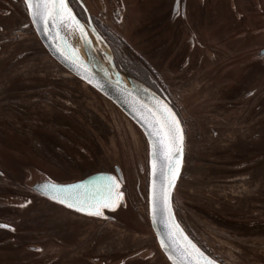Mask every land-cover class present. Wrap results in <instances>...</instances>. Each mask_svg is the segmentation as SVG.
Masks as SVG:
<instances>
[{
    "label": "flooded vegetation",
    "instance_id": "1",
    "mask_svg": "<svg viewBox=\"0 0 264 264\" xmlns=\"http://www.w3.org/2000/svg\"><path fill=\"white\" fill-rule=\"evenodd\" d=\"M67 2L76 18L92 25L108 45L117 71L165 99L178 115L185 142L183 167L175 190L186 175L194 176L188 167L197 160L198 167L206 168L204 171L225 175L229 198L225 207L219 202L226 215L225 230L215 226L225 223L221 217L211 218L200 204L195 205L199 200L209 203L207 196L201 194V189L206 188L203 181L197 180L194 194L182 190L181 208L176 206L173 193V209L184 232L219 264H264V122L260 124L259 115L257 135L253 130L241 131L238 137L243 140L237 143L232 132L226 131L229 138L223 142L225 136L216 132L219 127L211 128L214 140L207 144L212 143L210 147L216 152L206 160L224 165L213 166L194 157L189 163L184 115L163 87L159 72L154 70V66H159L169 71V52L177 47V84L184 85L186 69L188 76L192 75V61L186 57V50L188 46L191 53L198 50L196 17L201 16L200 9L206 0ZM125 2L133 5L132 12L124 10ZM146 3L159 6L153 12L148 8L145 13L136 7ZM137 18L146 23L132 30L131 36L138 41L136 37L150 33V59L108 25L113 22L118 26L115 22ZM168 34L175 39L170 45ZM163 37L165 41L161 40ZM140 42L135 46L139 47ZM41 48L26 5L21 0H0V264H170L149 230L146 148L142 173V161L133 145H121L120 135L128 134L108 115L100 95L49 54H42ZM161 52L162 58L158 55ZM200 61H196L194 68L199 67ZM260 91L258 102L263 105L264 92ZM254 96L250 99L254 100ZM132 127L138 131L133 124ZM94 175L115 177L118 191L123 193L114 208L100 210L102 215L70 208L37 191V182L69 183ZM196 176L199 178L200 174ZM190 200L194 210L188 206L192 204L188 203ZM141 225H145V230ZM213 227L226 232V243H219L217 235L224 233L214 231ZM251 243L260 252L248 250ZM147 248L158 251L139 252Z\"/></svg>",
    "mask_w": 264,
    "mask_h": 264
},
{
    "label": "rangeland",
    "instance_id": "2",
    "mask_svg": "<svg viewBox=\"0 0 264 264\" xmlns=\"http://www.w3.org/2000/svg\"><path fill=\"white\" fill-rule=\"evenodd\" d=\"M212 1L214 0H206L203 8L200 9L201 16L196 17L197 24L199 25V27L196 28V39L199 42V46H197L198 50L191 53L188 49L191 47L186 43L188 46L186 57L191 58L190 61H192V63L190 64L193 73L188 76L189 69H186L187 74L184 85H178L176 79L180 72L178 69L179 51L177 47L174 52H169V63H171V67L168 69L169 71L159 66H154V70L159 72L163 87L166 88V91L169 92L176 106L178 109L181 108L180 111L184 115L188 133L186 139L189 141L190 145L188 162L190 163L192 157H194L197 159L200 158V161H206L208 164L211 163L213 166H219L224 164L215 163L214 165V163H212L213 161L206 160L208 158H213L215 151L210 147L212 143L207 144L214 140L211 136V128L213 129L215 126L220 128V130L218 128L216 132L218 136H225L222 137L223 142L229 138V136L226 138V131L232 132L233 140L237 143L240 142V139L243 140V138L238 137L241 131L248 130V132L245 133H250L253 130V134L257 135L259 130V115L260 124L264 122V104L261 105V102H258L257 96L258 90H261V93L264 92V58L257 56L259 48L264 46V15L260 14L264 12V0ZM157 5L158 4L146 3L143 5L137 4L136 7H140L142 9L141 11L145 13L148 8H151V12H153V9H156ZM125 9L126 12L129 13L134 7L130 3L125 2L124 10ZM241 14L243 17H241ZM239 17L240 19H238ZM153 22L158 23V21ZM112 23L113 22H109L108 25L118 31L131 46L139 50L142 56H147L148 59H150V55L153 54L149 52L151 48L150 45H152L148 40V35H150V33H146L145 36L136 37L138 41H141L139 47L135 46L138 41H134L131 36V31L143 25L146 21L143 22L137 18L129 19L124 22H115L118 26L112 25ZM161 40L165 41L164 37L161 38ZM174 41L175 39L173 40L172 35L168 34V45L172 44ZM41 53H45L42 48ZM158 55L162 58L163 53L161 52ZM186 61L188 64L189 60L186 59ZM196 61H200V64L199 67L194 68V64H197ZM182 86L185 87L184 91ZM253 95H255L254 100L250 99ZM104 103L106 104L105 108L111 119L114 118V120L118 122V125L121 126V129H124V132L128 134L120 135L121 145L125 146L127 143L133 145L138 158L142 161V164L139 163V168L143 173V164L146 155V144L143 136L139 131H136L132 127V124L111 104L106 101H104ZM239 106H243V109H239ZM232 126L233 128L227 129V127ZM198 144L199 149L197 151L196 148ZM206 144L208 148H206ZM204 147L205 150L203 151L202 148ZM115 154L117 156V152ZM198 162L199 160L194 161V164L191 162L193 165L190 168L188 167V172L190 169V173L192 172L194 176H189V174L188 176L186 175V179L182 181L180 186L175 190L176 206H180L179 208L182 206V190L185 189L189 191L190 194H194L195 187L197 186L196 181L202 180V186L206 188L201 189V194L207 196L206 198L209 203L206 204L204 202L205 205H207L205 206L203 201L199 200L195 202V205L198 206V204H200L205 212L207 210L208 215L211 214V218H216L215 216H218L216 219L221 217V220L225 222V211L222 210L219 203L222 202L225 207L229 198L225 175L218 173L210 174L204 171L206 169L204 166L198 167ZM211 166H209V168L216 171V168H211ZM198 169L199 171H197ZM196 173L200 174L199 178H197ZM237 198H239V196H237ZM189 202H192V204ZM216 202L218 203L215 204ZM188 203V206L194 210L193 200L188 201ZM220 211H224V213L222 214ZM193 213L192 211L190 214L194 216ZM220 213L221 215H219ZM225 224L226 222L215 226L225 230ZM141 228L145 230V225H141ZM213 229L214 231H220L215 227H213ZM220 232L224 234L219 235L216 233L215 235L218 234L217 240L219 243H226L225 240H228L226 238V232L223 230ZM259 240L261 241V239ZM255 246L257 245L251 243L249 249H247L260 252ZM152 251L157 252L158 250L156 248H147L139 252Z\"/></svg>",
    "mask_w": 264,
    "mask_h": 264
},
{
    "label": "water",
    "instance_id": "3",
    "mask_svg": "<svg viewBox=\"0 0 264 264\" xmlns=\"http://www.w3.org/2000/svg\"><path fill=\"white\" fill-rule=\"evenodd\" d=\"M21 1L26 5L25 0ZM29 17L37 33L38 43L42 46L44 52L49 54L57 64L63 67L66 71L70 72L76 79L90 86L97 94L100 95L104 101L111 104L126 119H128L143 136L147 148L146 157L148 160L147 165L149 169L147 192L149 230L155 237L160 250L167 256L170 264H173V260L169 258L170 255H174L171 250V245H169L167 248L161 246L162 238L165 239L166 243H168L164 235L166 231L165 224L163 222L164 217L158 212L154 221L152 216L151 190L153 176L151 160L153 159V136L151 135V130L149 129L147 123V120L151 119L148 109L154 106L156 100H162L165 103H167V101L137 80L131 78L127 74L117 71L113 64L112 54L108 45L99 36L96 30L95 32L93 31L94 28L92 25L87 26L76 18L84 27L87 40L89 41V43H85L84 38L81 37V34L75 25H73L71 28L61 27L59 29H55L52 27L51 23H49L46 28L39 19L33 21L30 14ZM98 36L100 39H98ZM257 56L264 58V49L259 50ZM168 106L171 108L169 104ZM173 112L175 113L174 110ZM176 117L180 122L183 143L182 151L179 153V171L175 176L174 182L170 185L169 202L175 223L179 224L173 209L172 197L183 167L185 135L184 127L181 124L177 114ZM106 177L109 176L94 175L82 181L74 180L73 182L69 183H64L61 181L52 182L51 180L41 182V184L37 182V191L52 199L51 194L43 187L45 184H52L59 187L79 186L74 195L79 196L81 199L90 198L95 193L96 187L103 185L105 182L104 178ZM162 179L163 177L158 172L155 177L157 187L160 186ZM64 204L67 205V203ZM82 212L87 213L88 211ZM215 262L216 264H219L217 261Z\"/></svg>",
    "mask_w": 264,
    "mask_h": 264
},
{
    "label": "snow or ice",
    "instance_id": "4",
    "mask_svg": "<svg viewBox=\"0 0 264 264\" xmlns=\"http://www.w3.org/2000/svg\"><path fill=\"white\" fill-rule=\"evenodd\" d=\"M27 10L33 21L39 19L47 28L49 23L55 29L61 27L71 28L73 25L79 30L81 37L87 40L84 27L73 15L67 0H25ZM95 32V29H93ZM98 39L100 37L98 36ZM151 119L147 120L151 130L152 140V216L155 221L159 212L164 217L165 239H161L162 247H169L174 255L169 258L173 264H216L215 260L205 255L203 251L175 223L169 202L170 185L174 182L179 171V153L182 151L183 135L180 122L173 110L162 100H156L154 106L148 109ZM163 177L157 187L155 177L157 173ZM103 185L97 186L95 193L90 198L81 199L74 195L79 186L59 187L45 184L43 187L51 194V198L67 203L68 207H75L79 211H88L95 215H102V208H114L123 198V193L118 191L119 184L115 177L104 178ZM75 201V202H73ZM7 227V225H3Z\"/></svg>",
    "mask_w": 264,
    "mask_h": 264
}]
</instances>
